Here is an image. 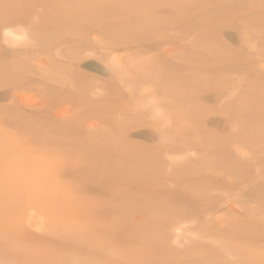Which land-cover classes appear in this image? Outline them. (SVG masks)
<instances>
[{"label": "rangeland", "instance_id": "374dc122", "mask_svg": "<svg viewBox=\"0 0 264 264\" xmlns=\"http://www.w3.org/2000/svg\"><path fill=\"white\" fill-rule=\"evenodd\" d=\"M195 1L202 4L206 0ZM218 1L219 12H231V18L222 16L217 21L218 24L213 23L210 28L203 29L204 26H200L197 20L203 18L205 11L196 18L188 15V21L182 22L181 26L168 28V31L162 30L159 34L157 32L159 41L150 26L157 21L168 25L178 9H192L180 6L158 9L163 11L155 22L141 25L144 31L153 32L146 39L158 45L143 47V44L132 37L134 42H126V48L117 45L100 48L95 46V30L90 29L91 31L84 33L89 37L90 47L72 37L66 41L63 48L66 53H72L73 49L69 47L71 44L75 43L78 47L77 50L74 48L76 55L72 59L48 57L42 48L27 46L30 49L27 52L32 51L33 54L29 59L34 61L39 56H45L42 58L46 59L44 67L46 62L55 65L50 66V74L54 75V70L62 71L63 77L85 80L94 86L89 88L90 91H86L84 96H89L93 92L91 90H94V105L102 107L103 112L93 119L88 116L73 120V115L66 116L65 127L69 130L67 135L73 146L87 139L86 127L89 124L98 131L106 125L104 122H108L112 133L115 131L122 138L121 148L141 151L142 156L133 158L134 167L123 176L119 184L106 186L105 189L103 185H88L77 192V195L96 203L121 199V202L138 204L146 197H155L162 202L157 201L158 204H171L176 212L175 219L169 220L171 228L160 229L167 238L161 241L164 243L162 247L158 244L156 248L159 251L157 255L165 260L164 264H244L245 259L251 255L255 257L256 264H264V140L255 133L264 129V94L258 95V99L254 101L249 95L256 91L257 87L264 91V0ZM63 3L65 0H44L43 6L56 8ZM203 7L207 11L218 8ZM134 10L128 9L126 15H133ZM62 12L70 14L73 9L68 11L64 8ZM42 13L45 14L43 8L36 6L30 12L23 11L24 17L19 16L0 23V64H13L8 51L21 48L24 42L21 35L26 32L30 21L42 20ZM155 13L159 14L158 11ZM246 18H256L261 21V25H252ZM188 27L191 31H188ZM204 30L206 31L203 33ZM8 32L12 33L7 34ZM206 32H210L209 35H206ZM14 33L19 38L11 37ZM4 37L14 39L17 44L13 46L5 42ZM25 43L31 44L29 40ZM192 61L193 63H190ZM5 69L7 68H0V74H3ZM150 72L159 78L151 76ZM24 77L28 80L22 84L14 81L9 85L0 86V110L17 104L22 115L36 113L34 119L41 121L40 128H45L42 123L45 117L49 120L48 123L59 120L58 111L62 107H68L69 102L59 100L61 97L51 98V95L44 91L46 83L36 71L29 72ZM47 87L52 90L56 88L51 85ZM195 87L202 89V93L195 97V106L207 108V112L199 111L193 114L190 112V103L182 101L178 106L180 117L172 120L173 113L170 115L163 109L162 104L164 101L169 102V105L172 104L175 108L176 99L179 97L167 95V90L178 88L191 92ZM59 91L63 97L64 90ZM16 95L22 102H18ZM84 96L74 107L84 106ZM25 97H28V100L30 98L32 102L29 100L24 104ZM87 103L86 105L90 106ZM70 107L72 109V106ZM175 112L179 113L174 111V115H177ZM185 113L190 115L191 120L189 119L188 123L182 122ZM182 123L187 127L200 125L202 131L196 130L193 134ZM258 133L261 134L262 131ZM8 134V131L0 130V139ZM18 152L19 149H15L12 156H8L0 151V193L10 206V210L0 209V223L6 218L9 220L6 231L0 228V264H25L23 262L27 259H31V264H38L37 254L33 253L32 248L38 242V234L42 233L34 224H26L20 208L32 201L25 215L39 217L45 210L58 204H53L47 197L35 200L28 193L24 196L21 189L29 183L28 181L34 186H40L44 177L42 173L29 177V166L21 164L23 160L19 159ZM64 160L67 159L61 158L59 161ZM170 174H175L176 180L169 179ZM48 179L46 176L45 180ZM101 187L104 190H101ZM69 192L68 189L62 190V194ZM145 208L153 210L154 206L145 204ZM16 209L22 215L19 218L17 215V219L13 218L11 213ZM101 215L92 214L87 221L96 223ZM132 220L134 223L147 224L151 229L155 228L150 219L143 215L128 219L133 222ZM25 233L31 236L28 239L30 241L18 238ZM63 233L67 242H74L78 237V231L74 228H66ZM6 234H13L11 239H18L20 245L17 244L19 246L15 252L11 250L12 245L16 246L14 243L7 248L9 244ZM117 240L107 241L111 242L108 244L104 242L105 245L102 246L97 244V247H92L89 255L83 257L70 255L66 251L63 253L66 255L63 264H117L114 252L111 253L112 247L116 252L127 247L132 251L137 247L134 242L122 244ZM23 242L27 245L25 248H22ZM137 242H142L143 245L145 241L139 239ZM170 250L176 253L170 256ZM12 252L13 261H6L4 257ZM240 255V258L237 257ZM243 256L246 258L242 259Z\"/></svg>", "mask_w": 264, "mask_h": 264}, {"label": "bare ground", "instance_id": "6f19581e", "mask_svg": "<svg viewBox=\"0 0 264 264\" xmlns=\"http://www.w3.org/2000/svg\"><path fill=\"white\" fill-rule=\"evenodd\" d=\"M66 1L67 0H65V3L63 4L57 5L56 8H47L43 6L44 0H0V23L23 16V11L26 10L27 12H30L32 8L36 6L42 7L45 11V14L42 13V20L29 22L28 27H26V32H23L21 35L24 41L23 42L21 40L23 42L21 48L14 49L10 52L8 51V55L10 56V59L13 60V64L11 63L6 66L0 64V68H7L3 74H0V86L9 85L14 81L22 84L28 80L24 77L25 74L36 71L42 77V81L46 83L44 91L48 92L51 95V98L58 99V97H61L59 100H66L69 102L68 107H62L58 111L59 115L57 117L59 120H54L53 123H48L49 120L46 117L42 120L45 128H40L39 124L41 121L34 119L36 117V113L28 114L27 116L22 115L20 110H18L17 104L5 110H0V130L9 132L8 136L1 137L0 139V151L6 153L8 156H12L15 149H19L17 155L19 159L23 160V163L21 164L29 166L27 171L28 176L35 177L37 174L42 173L44 177L42 178V184L40 186H34L30 181H28L30 184H25L21 189L24 192V196L28 193L35 198V200L41 197H47L53 201V204H58V206L51 207L50 209L46 208L47 210H45L39 217L25 215L28 207L33 203L32 201H28L24 207L20 208V211H23L24 213L26 224H34V227L38 228L42 233L38 234L37 244H31L33 245L32 249H34L33 253L37 254L36 257L38 258V264H63L64 258H66V255H64L66 251L69 252L68 254L70 255L83 257L91 253L90 251L93 246L97 247V244L98 246H102L105 245L103 244L104 242L118 239L117 241H120L122 244H131L134 242L137 247L134 250L129 251L127 249L128 247H125L129 245H125L121 246L122 248H126L125 250L116 252L111 246V253L114 252L113 255L117 258V264H164L165 260L157 255L159 251L156 248L158 247V244L162 247L164 243L161 241L167 238V236L160 232V229L166 230L167 228H171L169 226V220L171 221L170 218H173V220L175 219L176 212L172 208L171 204H158L156 203L157 201L160 203L162 202L160 199L155 197H146L138 204H132L127 201L121 202V199L96 203L85 200L81 196L77 195V192H80L88 185H103V188L105 189L106 186L119 184L123 179V176H125V174L134 167L132 162L133 158L142 156L141 151L138 152L130 150L127 147V149L121 148L120 144L122 142V138H120L115 131L112 133V127L108 122H104L107 127L106 125L104 127L102 126V128L98 131H95L93 129L94 126L89 124L86 127L87 139L82 141L81 144L73 146L67 135L69 130L65 127L66 116L69 117L70 115H73V120H80L81 118L88 116L90 119H93L98 114L103 112L102 107L94 105L95 99H92L96 96L94 90H91L93 92H91L89 96H84L85 92L90 91L89 88L92 89L94 86H91L85 80L81 81L80 79L63 77V73H61L62 71L56 72V70H54L55 74H50V66H53L54 64L46 62L44 67L43 63L46 59L42 60V58L45 56H39L35 58L34 61L29 59L28 57L33 54L32 51H30V53L27 52L30 50L27 46L32 45L42 48L45 50V53L48 54L46 55L48 57L53 56L55 59L59 57L63 59H72L76 55L74 48L77 50L78 47L75 43L71 44L69 47L73 50L71 49L72 53L68 54L63 49L66 46V41L69 37H72L80 40L84 46L90 47L91 43L89 37L87 34L84 35V33L90 29H94L96 32V47L106 48L111 45H117L119 47L126 48V46H124L126 42L128 44L134 42L132 37L136 38L135 41H138V43L143 44V47L153 46L158 44L156 42L152 44V41H148L146 39L151 36L153 32L144 31L141 29V25H145L150 21L155 22L163 11H159L158 9H163L164 7H170L172 9L174 6L192 9L191 11L178 9V11L172 15V19L168 25H162L157 21L152 25V27L150 26V28H152V30L156 33V39H158V41L160 38L158 34L162 30H167L168 28L174 29L181 26L182 22L188 21V15H191L192 18H196L198 14L205 11L203 18H200L197 21H199L200 26H204L203 29H206L207 27L210 28L213 26V23L214 25L218 24L217 21H219L222 16H226L224 18H231L232 13L219 12L218 9L220 3L218 0H206L202 4L195 0ZM203 6H218V8L214 11H207ZM64 8H67L68 11L71 8L73 9V12L70 14H68V12H62V9ZM130 8L135 9V13L133 15H126L127 10ZM201 8L203 10H201ZM155 11H158L159 14L155 13ZM246 21L252 25H261V21L256 18H246ZM262 24L264 25V20H262ZM188 28L190 29V27ZM189 29L188 31H191V29ZM205 31L206 30H204L203 33ZM9 33L12 32H8L7 34ZM209 33L210 32H206L205 34L209 35ZM69 34L71 35L68 36ZM11 37L19 38V36L15 33L11 34ZM4 40L9 44H13V46L14 44H17L14 43V39H10L8 37ZM28 40L31 43L30 45L25 43ZM21 50L26 51V53L23 54ZM190 63H193V61ZM64 74L67 75L66 72ZM150 75L156 79L159 78L151 72ZM43 85L44 84H42V86ZM47 85L55 86L56 88H53V90L48 89ZM60 89L64 90L63 92L65 95L63 97L59 94ZM144 89L146 90V88ZM41 90H43V88ZM136 91L138 90L136 89ZM201 93L202 89L197 87H195L194 91L191 92L186 89L183 91L178 88L169 89L166 92L167 95L179 97L176 99L177 106L174 108L171 106L172 104L169 105V102L164 103L165 101L161 104L163 109L167 110L170 115L173 113L172 120L177 116L180 117L179 115L181 112L178 111V106L182 101L190 103V112H193V114H196V112L199 111L202 113L205 111L207 112V108H199L198 105L195 106V97ZM261 93L264 94V91L261 87H257L256 91L249 94L250 99L252 101L258 99V95H261ZM82 96L86 98L84 106L74 107L77 103H80ZM16 98H18L19 102L20 97L16 95ZM29 100L27 97L26 100H24V104H27ZM20 102H22V100ZM29 102L32 101L30 100ZM86 103L90 106L86 105ZM141 104L144 105V103ZM70 106H72V109ZM252 106L255 107L253 102ZM174 111L179 113L175 112L177 115H174ZM109 113H111V105L109 106ZM189 117L190 115L185 113L183 121L181 119L180 120L184 123H188L190 119ZM167 121L171 123L169 119ZM262 125L263 124H261V126ZM186 128L189 132L192 131L191 133L196 130L202 131V127L200 125H198V127L186 126ZM258 131L260 133L262 131V133L259 134ZM255 133L264 140V129L257 130ZM61 158H65L67 160L60 162L59 160ZM17 164L13 165L18 166ZM46 176L49 178L48 180H45ZM168 178L176 180V175L170 174ZM54 179L59 184H57ZM75 182L76 184H74ZM63 189H68L70 192L68 194H62ZM104 189L101 187V190ZM190 192L193 193V191ZM199 193H201L200 190ZM18 197L22 198L20 196ZM145 204L153 205L154 209L147 210L145 208ZM0 209L10 210V206L6 198L1 193ZM146 211H151V213L147 214ZM11 213L12 217L16 219L17 215L18 218L22 216L20 214L21 212L18 213V209L12 210ZM97 213L102 214L98 222L90 223L87 221L89 216ZM137 215H140L141 217L143 215L144 217L150 219L151 223L155 225V228L151 229L147 226V224L144 225L141 222L134 223L133 220V222L128 221L130 217ZM8 222L9 220L7 218L2 220L0 228L6 231ZM66 228H74L78 231V237L75 238L74 242H67L65 240L66 236L63 232ZM80 230L82 231L81 233H79ZM169 232L170 231H166V233ZM135 234H137L138 237ZM6 236L7 239H5L7 240V244H9L7 248H10V245L14 243L16 246L12 245L11 250L15 252L17 247L20 245L17 242L18 239H11L13 238V234H6ZM160 236H162V238H160ZM18 238H22L24 241H30L28 239H30L31 236L25 233L21 234ZM34 238L33 240H35ZM139 239L145 241L143 245L142 242H137ZM89 242L92 244H88ZM108 243L111 242H107V244ZM24 246L27 245L23 242L22 248H25ZM14 252L4 257L6 261H13L12 257ZM174 253L176 252L172 250L169 251L170 256ZM237 257L240 258L241 255ZM244 257L245 256H243L242 259H244ZM239 258L238 260L242 261ZM169 259L172 258L169 257ZM30 260L31 259H27L23 263L31 264ZM174 260L177 262L175 256ZM254 260L255 257L251 255V257L245 259L244 264H256Z\"/></svg>", "mask_w": 264, "mask_h": 264}]
</instances>
